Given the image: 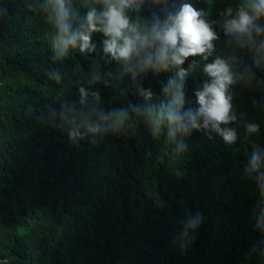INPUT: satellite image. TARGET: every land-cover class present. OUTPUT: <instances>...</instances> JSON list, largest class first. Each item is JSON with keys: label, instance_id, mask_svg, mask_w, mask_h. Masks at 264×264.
<instances>
[{"label": "trees", "instance_id": "16d2710c", "mask_svg": "<svg viewBox=\"0 0 264 264\" xmlns=\"http://www.w3.org/2000/svg\"><path fill=\"white\" fill-rule=\"evenodd\" d=\"M184 2L203 10L217 38L211 54L163 67L155 47L106 52L99 21L88 48L77 40L60 54L52 0H0V258L264 264V159L252 166L264 157V31L225 30L249 0H133L127 14L147 29ZM64 5L77 32L92 8H105L104 0ZM256 25L264 29V16ZM218 57L233 74L226 95L235 116L220 127L235 140L210 125L169 137L164 112L199 109L197 92L214 79L204 66Z\"/></svg>", "mask_w": 264, "mask_h": 264}, {"label": "clouds", "instance_id": "9594fccd", "mask_svg": "<svg viewBox=\"0 0 264 264\" xmlns=\"http://www.w3.org/2000/svg\"><path fill=\"white\" fill-rule=\"evenodd\" d=\"M105 8L101 13H97L92 8L87 14V29L84 32L72 30L68 22V12L64 5V0H52L50 7L55 15V23L58 28L55 46L63 54L68 47H74L77 40L80 41V49L89 47L90 33L97 30L100 22L101 30L110 39L105 41V51L111 52L114 56L127 57L137 46H149L157 49V60L163 67L169 62L176 65L184 63L187 57L198 54H211L213 49L212 41L217 38V33L211 24L204 18L203 10L194 7L190 2H184L174 13H169L167 18L160 22L157 20L150 28L133 23L127 11L133 5V0H104ZM232 9H228L231 16ZM264 16V0H249L246 6L238 10L235 16L225 22L227 33H250L252 28L264 31L256 25V20ZM170 56V60H169ZM207 56H205V59ZM204 71L214 77L211 83L206 84L203 91H198L199 109L193 113L189 110L182 115L172 109L164 112L169 124V137H173L176 131L188 132L191 129L208 127L209 125L224 140L232 142L236 138L234 129L221 128V123L234 120V115H229L231 108V96L226 95V89L233 82V74L229 65L222 59L216 58L214 62L204 66ZM179 75L183 79L185 69L181 68ZM83 91V90H82ZM182 93L177 94V103H182ZM125 114L121 113L117 118L119 123L123 122ZM203 118V125L198 121ZM161 119H157L160 125ZM247 130L256 132L259 130L257 124H248ZM90 131H97L93 128ZM79 132L73 129L70 136L77 137ZM264 157L254 156L252 166L257 167V161ZM261 203L264 204V183H260ZM190 226L196 228L198 221L191 220ZM4 264V262H0Z\"/></svg>", "mask_w": 264, "mask_h": 264}, {"label": "water", "instance_id": "95a60500", "mask_svg": "<svg viewBox=\"0 0 264 264\" xmlns=\"http://www.w3.org/2000/svg\"><path fill=\"white\" fill-rule=\"evenodd\" d=\"M0 261H4V262H6L7 264H14L13 262H11L10 260H8V259H2V258H0Z\"/></svg>", "mask_w": 264, "mask_h": 264}]
</instances>
